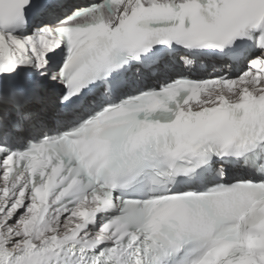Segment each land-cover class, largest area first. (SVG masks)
<instances>
[{
  "label": "snow or ice",
  "instance_id": "6c2138e0",
  "mask_svg": "<svg viewBox=\"0 0 264 264\" xmlns=\"http://www.w3.org/2000/svg\"><path fill=\"white\" fill-rule=\"evenodd\" d=\"M0 264H264V0H0Z\"/></svg>",
  "mask_w": 264,
  "mask_h": 264
}]
</instances>
